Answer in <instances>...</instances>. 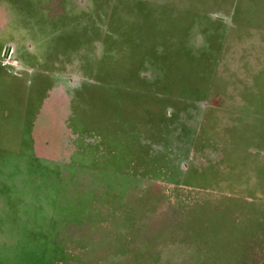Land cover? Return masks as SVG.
<instances>
[{
	"label": "rangeland",
	"instance_id": "1",
	"mask_svg": "<svg viewBox=\"0 0 264 264\" xmlns=\"http://www.w3.org/2000/svg\"><path fill=\"white\" fill-rule=\"evenodd\" d=\"M0 264H264V0H0Z\"/></svg>",
	"mask_w": 264,
	"mask_h": 264
},
{
	"label": "crops",
	"instance_id": "2",
	"mask_svg": "<svg viewBox=\"0 0 264 264\" xmlns=\"http://www.w3.org/2000/svg\"><path fill=\"white\" fill-rule=\"evenodd\" d=\"M58 124H60V123L55 122L56 126H58ZM35 148H36V151L39 153L40 156H47L45 154H42L45 150H44L43 146H41V144L39 142L35 143Z\"/></svg>",
	"mask_w": 264,
	"mask_h": 264
}]
</instances>
